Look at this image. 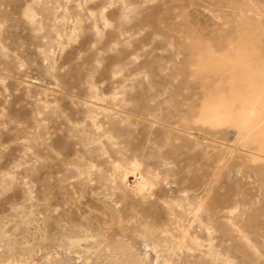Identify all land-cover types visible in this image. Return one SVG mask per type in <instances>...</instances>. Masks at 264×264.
<instances>
[{
	"label": "rangeland",
	"instance_id": "obj_1",
	"mask_svg": "<svg viewBox=\"0 0 264 264\" xmlns=\"http://www.w3.org/2000/svg\"><path fill=\"white\" fill-rule=\"evenodd\" d=\"M0 264H264V0H0Z\"/></svg>",
	"mask_w": 264,
	"mask_h": 264
}]
</instances>
